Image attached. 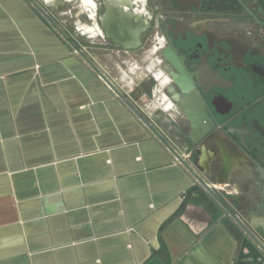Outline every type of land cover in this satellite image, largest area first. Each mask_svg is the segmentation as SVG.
I'll return each mask as SVG.
<instances>
[{"label": "crops", "instance_id": "0c3cea01", "mask_svg": "<svg viewBox=\"0 0 264 264\" xmlns=\"http://www.w3.org/2000/svg\"><path fill=\"white\" fill-rule=\"evenodd\" d=\"M66 1L44 0L43 8L112 83L167 119L154 111L172 102L153 55L114 46L91 20L93 0H69L78 10L69 25L59 9ZM256 258L63 37L26 0H0V264H260Z\"/></svg>", "mask_w": 264, "mask_h": 264}, {"label": "flooded vegetation", "instance_id": "af4514ba", "mask_svg": "<svg viewBox=\"0 0 264 264\" xmlns=\"http://www.w3.org/2000/svg\"><path fill=\"white\" fill-rule=\"evenodd\" d=\"M82 1H94L91 20L99 23L101 0ZM128 1L116 6L128 18H140L138 48L153 55L150 62L169 79L172 105L154 111L172 119L169 130L186 162L224 191L226 208L254 226L264 243V0ZM70 2L60 7L67 23L78 11L71 12ZM141 101L152 112L150 102ZM231 165L228 172L221 169ZM253 250L264 264V254L255 245Z\"/></svg>", "mask_w": 264, "mask_h": 264}, {"label": "water", "instance_id": "95a60500", "mask_svg": "<svg viewBox=\"0 0 264 264\" xmlns=\"http://www.w3.org/2000/svg\"><path fill=\"white\" fill-rule=\"evenodd\" d=\"M44 1V0H42ZM35 11L43 17L66 41L67 45L75 50L80 57L100 76V78L108 85V87L122 100V102L132 111V113L141 121L146 129L169 151L174 159L182 165L187 171L190 177L194 180V184L197 188L196 191L200 192L204 197V202L207 204L208 209L212 216H215L216 221H224L232 225L240 234V236L248 239L253 245L264 254V243L260 241L253 232L254 226H247L242 222L240 217L226 208L222 199V189H216L212 185H209L196 171L186 162L183 157L185 152L184 148L180 146L174 133L169 130L174 127V124L170 120L165 119V122H161L157 116L151 112L142 109L137 104L133 103L131 98L121 91L114 83H112L92 61L82 52V50L74 44V42L68 37L63 29L48 15L46 10L39 4L37 0H26ZM104 7L103 14L99 18L100 26L104 32L105 37L112 39V41L121 46L124 49H136L139 46V34L142 25L135 24V18L129 19L124 15L127 12L121 7L116 11H109V7L106 4V0H101ZM60 9V8H59ZM140 19V18H139ZM143 22V21H142ZM141 22V23H142ZM178 150V152L176 151ZM231 166L221 167L224 168V172L231 170ZM202 171V170H201ZM222 182V181H219ZM219 214V215H218Z\"/></svg>", "mask_w": 264, "mask_h": 264}, {"label": "bare ground", "instance_id": "6f19581e", "mask_svg": "<svg viewBox=\"0 0 264 264\" xmlns=\"http://www.w3.org/2000/svg\"><path fill=\"white\" fill-rule=\"evenodd\" d=\"M121 1L123 2L124 0H108L106 1L107 6L109 7V11L113 12V10H117L118 7L116 6L118 3H121ZM128 14V13H127ZM125 15V14H124ZM126 16V15H125ZM128 18V16H126ZM129 19H134L133 17L129 18Z\"/></svg>", "mask_w": 264, "mask_h": 264}, {"label": "rangeland", "instance_id": "374dc122", "mask_svg": "<svg viewBox=\"0 0 264 264\" xmlns=\"http://www.w3.org/2000/svg\"><path fill=\"white\" fill-rule=\"evenodd\" d=\"M72 3H73V2H72ZM72 3H71V4H72ZM72 20H73V15H72L71 18L68 19V21H70L69 25H72V23H73ZM149 81H150V80H149ZM143 88H144V90H145V89L150 90V88H151V83H150V82H147V84L144 85ZM139 93H140V90H139Z\"/></svg>", "mask_w": 264, "mask_h": 264}, {"label": "built area", "instance_id": "2783aa9c", "mask_svg": "<svg viewBox=\"0 0 264 264\" xmlns=\"http://www.w3.org/2000/svg\"><path fill=\"white\" fill-rule=\"evenodd\" d=\"M135 104H137V103H135ZM138 105V104H137ZM139 107H141L142 109H145L144 107H142V106H140V105H138ZM146 110V109H145ZM212 186H214V187H217V185H215V184H211Z\"/></svg>", "mask_w": 264, "mask_h": 264}]
</instances>
